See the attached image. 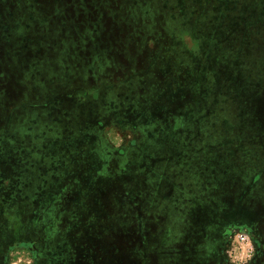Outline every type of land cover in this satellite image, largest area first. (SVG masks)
Listing matches in <instances>:
<instances>
[{"label": "rangeland", "instance_id": "1", "mask_svg": "<svg viewBox=\"0 0 264 264\" xmlns=\"http://www.w3.org/2000/svg\"><path fill=\"white\" fill-rule=\"evenodd\" d=\"M17 261L264 264V0H0Z\"/></svg>", "mask_w": 264, "mask_h": 264}, {"label": "clouds", "instance_id": "2", "mask_svg": "<svg viewBox=\"0 0 264 264\" xmlns=\"http://www.w3.org/2000/svg\"><path fill=\"white\" fill-rule=\"evenodd\" d=\"M236 226L232 225L227 228V232L230 234ZM241 231L238 232L234 239L233 249L230 251V255L234 261H246L251 258L253 254L252 241L248 235L245 234L246 226L242 225ZM18 264V261L15 262Z\"/></svg>", "mask_w": 264, "mask_h": 264}]
</instances>
